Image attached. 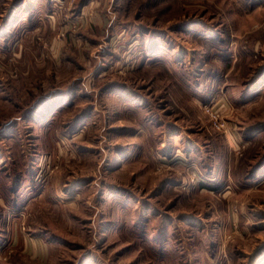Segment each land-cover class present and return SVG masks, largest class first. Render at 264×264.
<instances>
[{
  "label": "rangeland",
  "instance_id": "obj_1",
  "mask_svg": "<svg viewBox=\"0 0 264 264\" xmlns=\"http://www.w3.org/2000/svg\"><path fill=\"white\" fill-rule=\"evenodd\" d=\"M0 264H264V0H0Z\"/></svg>",
  "mask_w": 264,
  "mask_h": 264
}]
</instances>
